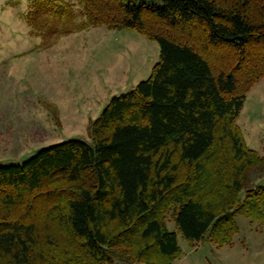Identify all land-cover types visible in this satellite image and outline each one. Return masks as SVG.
Masks as SVG:
<instances>
[{"label": "trees", "instance_id": "1", "mask_svg": "<svg viewBox=\"0 0 264 264\" xmlns=\"http://www.w3.org/2000/svg\"><path fill=\"white\" fill-rule=\"evenodd\" d=\"M76 4L33 0L26 23L49 38L133 30L158 44L159 58L147 79L109 100L88 141L0 165V264H174L170 209L183 239L229 244L236 214L264 207V182L249 179L264 175V156L237 124L264 79V0Z\"/></svg>", "mask_w": 264, "mask_h": 264}, {"label": "rangeland", "instance_id": "2", "mask_svg": "<svg viewBox=\"0 0 264 264\" xmlns=\"http://www.w3.org/2000/svg\"><path fill=\"white\" fill-rule=\"evenodd\" d=\"M32 1L0 0V165L21 164L67 139L88 141L109 100L147 79L159 58L158 44L133 30L97 26L37 36L26 23ZM67 1L79 11L77 0ZM82 20L81 12L73 24ZM237 124L246 144L264 156V79L246 95ZM257 176L250 173L253 184L264 182ZM234 220L238 234L218 248L208 237L183 239L170 209L165 221L181 251L174 264H264V207Z\"/></svg>", "mask_w": 264, "mask_h": 264}]
</instances>
